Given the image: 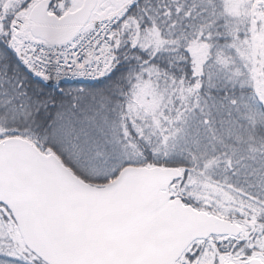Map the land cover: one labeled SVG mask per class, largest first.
I'll return each mask as SVG.
<instances>
[{"label":"snow or ice","instance_id":"6c2138e0","mask_svg":"<svg viewBox=\"0 0 264 264\" xmlns=\"http://www.w3.org/2000/svg\"><path fill=\"white\" fill-rule=\"evenodd\" d=\"M0 264H264V0H0Z\"/></svg>","mask_w":264,"mask_h":264}]
</instances>
